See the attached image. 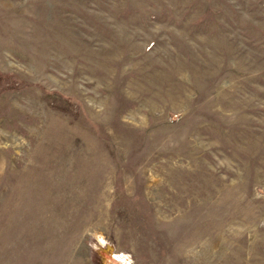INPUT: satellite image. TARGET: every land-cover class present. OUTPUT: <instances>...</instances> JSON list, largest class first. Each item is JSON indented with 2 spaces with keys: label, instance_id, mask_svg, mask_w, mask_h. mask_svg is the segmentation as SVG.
Returning <instances> with one entry per match:
<instances>
[{
  "label": "rangeland",
  "instance_id": "obj_1",
  "mask_svg": "<svg viewBox=\"0 0 264 264\" xmlns=\"http://www.w3.org/2000/svg\"><path fill=\"white\" fill-rule=\"evenodd\" d=\"M0 264H264V0H0Z\"/></svg>",
  "mask_w": 264,
  "mask_h": 264
}]
</instances>
